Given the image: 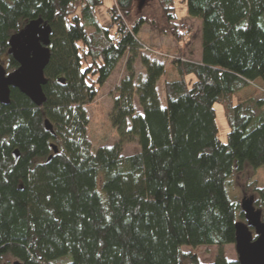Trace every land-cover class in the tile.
Masks as SVG:
<instances>
[{"label": "trees", "instance_id": "1", "mask_svg": "<svg viewBox=\"0 0 264 264\" xmlns=\"http://www.w3.org/2000/svg\"><path fill=\"white\" fill-rule=\"evenodd\" d=\"M155 1L162 26L144 15L126 26L111 6L109 35L94 21L100 0H0L6 70L17 66L6 53L11 34L36 18L51 29L42 104L16 88L0 104V264L6 257L21 264H239L222 251L234 243V223L245 221L225 184L264 165V101L234 103L236 92L264 82V0H181L200 21V58L169 62L176 77L163 80V105L156 83L166 68L141 50L135 33L148 24L177 41L184 36L175 0ZM144 2L115 0L123 19ZM86 24L93 29L86 32ZM123 58L109 110L117 140L92 150L85 105ZM215 103L228 127L225 143ZM131 140L138 150L123 155ZM254 182L253 206L264 220V185ZM184 245L217 251L202 263Z\"/></svg>", "mask_w": 264, "mask_h": 264}, {"label": "rangeland", "instance_id": "2", "mask_svg": "<svg viewBox=\"0 0 264 264\" xmlns=\"http://www.w3.org/2000/svg\"><path fill=\"white\" fill-rule=\"evenodd\" d=\"M137 5V3H136ZM117 10L115 0H102L100 3L93 7L94 21L97 25L107 28L109 35L114 32V26L110 25L109 17L111 11L109 8ZM118 11V10H117ZM120 13V12H119ZM144 15L148 17L157 27L162 26L161 18L158 14L157 3L155 0H145L140 10L134 9L132 14L123 19L120 14V19L125 22L126 26L132 22L137 16ZM174 15L176 27L183 29V36L181 41H177L169 32L159 33L148 24H142L138 27L135 33L136 38L140 41L141 45L148 47L157 55H154L156 60L163 63L166 68L165 73L158 79L156 83V90L163 105L162 84L164 79H175L176 75L174 70L169 65V62L176 59H191L196 58L197 53L200 52L199 48V32L200 21L197 18L190 17L186 13V5L181 0L174 2ZM86 32L91 31L93 26L85 25ZM125 59H121L105 83L99 88L96 97L93 101L85 105L86 114L88 117V124L86 126V136L92 145V150L98 146H109L117 140V134L114 127L111 125L109 119V110L111 107V98L114 95V87L117 85L119 79L123 75ZM0 63L4 66L5 61L2 59ZM137 74H142L141 68L135 64ZM8 71V70H6ZM249 98L261 99L264 101V82L256 80L249 84L247 87L234 94V103L242 102ZM215 110V123L217 127V137L221 142H226V133L228 127L223 115L222 107L220 104H214ZM264 110V108H263ZM138 150L135 140H131L123 144V155H129ZM255 180L254 185L261 187L264 185V165L256 168H247L239 175H234L228 179L225 184V189L228 197L231 200L239 201L243 196H250L252 194L249 182ZM184 252L194 253L198 260L202 263H210L213 261L216 254V246H197L192 248L190 246H182ZM224 257L229 260L236 259V253L233 244H227L222 247ZM13 259L4 258V264H11Z\"/></svg>", "mask_w": 264, "mask_h": 264}, {"label": "water", "instance_id": "3", "mask_svg": "<svg viewBox=\"0 0 264 264\" xmlns=\"http://www.w3.org/2000/svg\"><path fill=\"white\" fill-rule=\"evenodd\" d=\"M144 0H137L140 8ZM50 26L41 18L31 19L21 29L8 38L6 53L17 63L16 68L6 71L0 63V104L10 102V88H16L33 104L39 106L44 101L42 86L46 79L44 67L49 60ZM45 129L51 130L47 120ZM52 152L56 148L52 145ZM13 162L19 157L17 149L12 151ZM51 155L47 159H50ZM239 207L245 221L234 223V250L239 264H264V220L260 211L253 206V196H243ZM11 264H21L13 260Z\"/></svg>", "mask_w": 264, "mask_h": 264}, {"label": "built area", "instance_id": "4", "mask_svg": "<svg viewBox=\"0 0 264 264\" xmlns=\"http://www.w3.org/2000/svg\"><path fill=\"white\" fill-rule=\"evenodd\" d=\"M115 10H116V9H115ZM117 10H118V9H117ZM117 10H116V13H117L118 16H120L119 11H117ZM141 50H142L144 53H146V54H148V55H150V56L157 55L154 51H152L151 49H149L148 47L143 46V45H141Z\"/></svg>", "mask_w": 264, "mask_h": 264}, {"label": "crops", "instance_id": "5", "mask_svg": "<svg viewBox=\"0 0 264 264\" xmlns=\"http://www.w3.org/2000/svg\"><path fill=\"white\" fill-rule=\"evenodd\" d=\"M101 1H102V0H100V2H101ZM199 58H200V52L197 53L196 58H194V60H199Z\"/></svg>", "mask_w": 264, "mask_h": 264}]
</instances>
